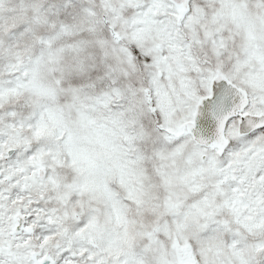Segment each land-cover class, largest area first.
Instances as JSON below:
<instances>
[{"label": "snow or ice", "instance_id": "snow-or-ice-1", "mask_svg": "<svg viewBox=\"0 0 264 264\" xmlns=\"http://www.w3.org/2000/svg\"><path fill=\"white\" fill-rule=\"evenodd\" d=\"M0 264H264V0H0Z\"/></svg>", "mask_w": 264, "mask_h": 264}]
</instances>
